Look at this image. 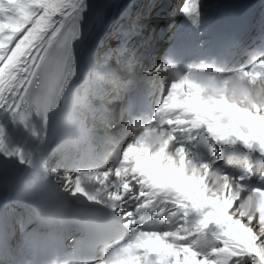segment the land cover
Segmentation results:
<instances>
[{
  "label": "snow or ice",
  "instance_id": "snow-or-ice-1",
  "mask_svg": "<svg viewBox=\"0 0 264 264\" xmlns=\"http://www.w3.org/2000/svg\"><path fill=\"white\" fill-rule=\"evenodd\" d=\"M77 2L0 0V107H10L22 118L24 109L33 105L46 114L72 75ZM197 9L198 0H193L191 9L185 10ZM260 68L264 69V64ZM245 75L256 78L264 72ZM189 83H176L161 97L156 112L162 121H169L181 109L198 106V92L193 94ZM210 127L218 136L234 132L249 147L258 146L264 151V106H229ZM180 156L183 160L182 151ZM117 171L121 181L119 200L137 201L139 197L143 201L140 205L147 208L166 198L180 205L182 215L192 209L200 213L195 234H203L209 222L215 224L217 231L213 233L212 247L202 252L179 233L140 230L130 243L114 250L104 264H242L247 257L264 264V189L238 191L225 178L222 194L216 193L206 187V174L202 183L197 178L198 170L197 175L188 172L186 161L177 164L175 157L166 155L164 150L153 152L143 140L124 146ZM76 190L83 191L79 184ZM245 200L253 211L244 210ZM205 205L212 207L205 211ZM126 215L130 222L133 213ZM172 237L184 242L174 243Z\"/></svg>",
  "mask_w": 264,
  "mask_h": 264
},
{
  "label": "bare ground",
  "instance_id": "bare-ground-1",
  "mask_svg": "<svg viewBox=\"0 0 264 264\" xmlns=\"http://www.w3.org/2000/svg\"><path fill=\"white\" fill-rule=\"evenodd\" d=\"M139 0H78L77 2V10L74 16V22L76 23L75 35L72 41V49L74 54V65L72 66V75L67 78V83L72 84V88L69 89V92L75 88L79 87V80L85 73V71L89 68V66L97 60L99 54H96V58L93 61V57L90 58V55H95V48L99 45H102L103 39H105L106 35L115 31L117 26L114 27L115 21L121 18L120 11L121 8L127 9L130 5L138 2ZM221 0H198V7L206 6L207 8L213 7ZM193 0H182L180 10L178 15H174L172 17H168L170 21L175 18L180 19L184 15H191L195 13V11H186L185 9H191V5ZM15 42V41H14ZM116 43V42H114ZM133 43H137L142 48L145 47V43L142 38L137 37L136 41ZM114 48V57L119 56L120 53H117ZM135 48V47H134ZM103 52L107 51L106 48L102 49ZM143 53L145 56L147 52L143 49ZM128 50L123 51V56L126 55ZM121 62L124 66V60L122 58ZM146 65V63H145ZM137 72L140 75L144 74L145 76L151 75V79L160 80L164 77V73L157 72V70L149 69H139L136 68ZM264 72V69H262ZM78 73V76L76 75ZM244 76L245 75H240ZM233 77V76H230ZM75 78V81H74ZM257 78L260 81L264 80V75H260ZM252 83V80H250ZM63 91V90H62ZM68 92V94H69ZM198 92L197 97V107H189L185 109H181L180 111L184 113H188V110L192 111L194 114H197L200 117V121L198 124V130L193 135L190 140V144L195 145L196 150L185 149L180 147H176L173 142H171L168 138L166 141L162 143L159 148L153 150V152L157 150H164L166 155H171L175 157V161L177 164H182L186 161L187 170L192 175H197V170L199 175L197 178H201V182L203 183L202 176L207 175V183L206 187H209L214 190L212 187V177L213 175H218L221 180L225 184V178H227V182L230 183L233 188L240 190H245L249 193L252 192L253 189H264V151H262L258 146L249 147L242 140L239 139L238 136L234 132H229L227 136H218L216 133L211 131L210 125L216 121L217 118L223 116L225 110L229 106H236L240 109H248L251 108L252 105H245L241 103H235L230 100L227 94L218 95L215 98H208L206 92L203 90H194L192 93L195 94ZM60 93L57 94L55 103H52L51 106L47 109L46 114L40 110H38L34 105L29 106L32 108V112L35 111V116L38 118V121L33 127V130L30 134L28 144L24 150L20 152V159L25 160V156H27V164L25 168L21 169V173L23 174L27 168L29 167L31 160L34 161L36 159L42 160V165L46 163L48 159L49 151H57L60 146H64L62 142L59 141L58 136L61 134L64 136L65 130L73 127L75 125V113L81 109V102H75L73 105L78 107V109H74L72 112V105L64 112V119L61 121L60 115L57 113H52L51 110L56 107L59 103ZM67 103L65 99V104ZM28 108V107H27ZM186 111V112H185ZM204 112V113H203ZM21 115L10 109V107H0V135L3 132L7 131L2 135L4 137H9L12 135V130L19 127L20 122H13V120ZM71 116L68 119V116ZM124 125V123H121ZM9 127V128H8ZM120 127V125H118ZM60 133H58V131ZM123 130L129 132L128 129L124 126ZM126 133H123L120 137L121 140L126 139ZM235 139V140H232ZM137 140V138L130 140V142ZM210 141L209 144L207 142ZM225 146V148H234L239 153L237 156H242L241 153H244L243 158L240 159V162L232 163L231 167H228L224 164L222 158L211 157L208 153L210 148L212 149V153L218 151L221 146ZM252 151L258 155L257 164L253 165V169L248 168V165H251V161H249V154ZM183 152L184 159H181L180 153ZM122 153V152H121ZM119 159L116 162V174L114 177L101 182L100 177L98 176V171L94 172L88 171L86 175L79 176L76 173L73 175V180L76 182L75 185H67L66 182L69 180L66 179L63 182L64 176L66 172L63 170L59 173V178L53 179L54 182L61 187V189L67 194L68 197H84L85 202L91 201L95 204H100L105 206L110 203L111 206L116 210V215L122 217L124 222H127L128 226H131L133 231H139L143 227L138 225L140 222H144L145 219L152 217L151 214L147 213L146 208L142 207L140 204L143 201H139V197H137V201L131 200H119L118 194L120 193L121 181L118 179V167L120 165V155ZM256 156V155H255ZM255 160V159H254ZM247 162V163H246ZM259 166L260 176L261 178H254L253 172L256 166ZM207 166V170L205 169ZM20 171V170H19ZM90 178V179H88ZM62 184V185H61ZM83 191H77V185ZM94 185V186H92ZM21 188H15L10 186L8 188V192L11 194L13 191H21ZM127 189L125 188V194ZM88 195V196H86ZM11 200V197L9 198ZM154 204V208L162 207L159 213H165L170 218L174 219L177 222L178 228L167 231H156V233H179L181 237H188L187 243L192 245H197V240L200 235H204L207 238H210L213 242H215V237L213 233L217 231L215 224L210 223L209 228L203 233L195 234V224L200 219V213L196 210L192 209L187 214H181L180 205H174L166 198H162L161 200H157ZM187 207V205H185ZM210 210L205 208V211ZM133 213V219L129 222V218L126 213ZM142 212L143 216L136 215ZM154 232V231H148ZM138 234V233H137ZM174 243L180 244L184 241L175 240L172 237ZM104 264V263H101ZM242 264H256L255 258L247 257L243 260Z\"/></svg>",
  "mask_w": 264,
  "mask_h": 264
},
{
  "label": "clouds",
  "instance_id": "clouds-1",
  "mask_svg": "<svg viewBox=\"0 0 264 264\" xmlns=\"http://www.w3.org/2000/svg\"><path fill=\"white\" fill-rule=\"evenodd\" d=\"M174 71L178 77L182 76L179 69ZM191 71L192 78L202 86L210 99L226 93L235 103L264 106V80L253 84L244 76L226 79L221 75L213 76L210 65L197 67ZM76 75L78 76V73ZM89 82L92 83L89 84ZM125 84L126 70L119 56L110 60L100 58L89 66L79 80V93L84 95L88 106L97 110L103 109L109 113L111 119H101L89 107L81 108L75 113V125L64 132V140L69 150L84 152L92 149L103 153L115 149L122 132V129L118 127L120 120H123L125 127L131 128L138 134L137 140H143L152 150H156L166 141L164 131L158 130L155 125L147 124L146 117L134 115V105L124 95ZM71 88V83L63 86L59 103L51 110L52 113L60 115L61 121L66 111L65 99ZM55 101L56 97L53 103ZM108 154L111 155V151H108ZM223 185L221 178L214 174L212 187L215 192L222 194ZM243 203L245 211H253V207L247 200ZM211 207V205H205V208ZM136 235L134 234L133 239ZM212 244L213 241L204 235H200L197 240V247L202 252L210 249Z\"/></svg>",
  "mask_w": 264,
  "mask_h": 264
}]
</instances>
